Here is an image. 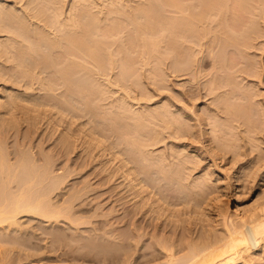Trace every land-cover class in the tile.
<instances>
[{"label":"rangeland","instance_id":"obj_1","mask_svg":"<svg viewBox=\"0 0 264 264\" xmlns=\"http://www.w3.org/2000/svg\"><path fill=\"white\" fill-rule=\"evenodd\" d=\"M60 1L64 23L75 11L100 20L82 73L63 77L62 53L24 55L0 24V150L18 173L0 174V193L25 191L39 169L53 183L26 188L59 213L1 223L0 264H158L169 247L181 257L225 236L219 204L264 203V0ZM0 6L30 30L55 22L47 0ZM253 257L234 264H264V250Z\"/></svg>","mask_w":264,"mask_h":264},{"label":"bare ground","instance_id":"obj_2","mask_svg":"<svg viewBox=\"0 0 264 264\" xmlns=\"http://www.w3.org/2000/svg\"><path fill=\"white\" fill-rule=\"evenodd\" d=\"M47 1H48L49 5L52 7L51 9L53 10V17L55 19V22L53 24H44V26L47 29L40 28V29L30 30L29 24H26L27 22L24 21L23 17H21L23 15L20 14L21 15L20 16L18 12H16V13L10 12L8 10V8L5 9V8H3V6H0V24L1 23L2 24L10 23V24L14 25V27H15L14 30L16 31L15 35H17V37L15 39L18 40L17 42L20 41V44L24 49L23 50L24 55H26V48H30L32 51H34L33 54H35L36 57H40L41 59L43 58L45 61H50L51 60L50 58H54V56L57 53H62V54H64V61L61 63L60 67L57 69L62 74V76L66 77L70 73V71H72L74 69L78 70L79 73H82V71H84L86 59L89 57H94L100 48L101 39H102V34H101L100 26H99L100 20L91 19V17L88 18V15L84 14L85 11L84 12L75 11L74 14L72 13L73 15L71 16L70 20L64 23L60 19L61 15H62L61 14V12H62L61 11V9H62L61 8V4H62L61 1L60 0H47ZM80 1H83V0H80ZM155 1H159V0H155ZM168 1H170V2H168V5L171 8H176V9L179 8L174 0H168ZM84 2H85V0H84ZM116 2L117 1L113 2L112 4L116 5ZM118 5H120V4H118ZM83 8H84V10L87 9L86 6H84ZM145 10H146V12H143V14H149L150 10L147 8ZM80 11H82V10H80ZM144 23L145 24H155L156 19L154 18V20H153L152 17H148L146 22H144ZM86 24H95V25L91 29ZM110 24H115V22H112ZM31 40H33L32 41L33 43H31ZM0 44H2V43H0ZM0 46H2V45H0ZM3 48H4V50L2 52L0 50V52L2 54H4L6 47H3ZM3 48H0V49H3ZM19 51L22 52V50H19ZM46 69L47 68H45V70ZM66 85H67L66 87H68V83H66ZM249 122L251 123V119L249 120ZM156 124H155V126L157 128L158 125H156ZM138 137L139 136H137V138ZM136 143L139 144L138 142H136ZM145 156L146 155L142 156L143 157L142 159L144 161H146L148 159L147 158L148 156H146V157ZM7 158H6V155L4 154V152L2 150H0V174H3L4 172L11 170L13 172L12 173H11V171H10V173L8 172V175L11 176V174H12L11 178L15 179L13 177V173H14V171L16 173L17 170H16V168L14 169L11 167L12 164L9 166L7 165V161H9V160H7ZM23 158L24 157H22V159ZM147 161L145 163H147ZM19 162L21 163V159H20V161H18V163ZM26 162H27L26 160L25 161L22 160V164H24V163L26 164ZM9 164H10V162H9ZM15 165L18 166L17 164H15ZM27 165L29 166V164H26V166ZM22 166H24V165H22ZM28 166L26 169H28ZM9 168H12L13 170L12 169L8 170ZM18 168L20 169V167H18ZM23 168H25V167H23ZM122 168H124L123 165H122ZM19 169H18V171H21V173H22V170H19ZM43 170L46 172L45 169H43ZM32 171H34L32 173H36V175H39L40 173H41V175L37 176L38 178H36V175H34V174H33L34 175L33 177H32V175L30 177L29 173L31 171H29V173L26 172V173H28V177H30V178H26L29 181H26L23 179V184L27 183V185H28V183H29L28 186L25 185V191H23V187H24L23 184H20L19 188H21L23 186L20 189L21 191L18 190L19 192L17 191L18 193L17 192L15 193L16 196L12 195L13 197L11 196L12 198H10V199L6 196V194H5L6 192L0 193V224L3 222L11 221V223L13 222V225L16 226L17 225L16 224L17 223L16 222L17 217L21 214L24 215L26 213L32 214V215L34 214V216L36 215V216L41 217L43 219L47 218V220H49V221L52 220L51 218L58 217V215H59V213L57 212L58 208H56L57 211L53 210L54 208L51 210V208H50L51 205H49L50 202H45V198L44 199L41 198L43 196V194L39 195L40 196L39 198H38V196H36L37 198H35V196L32 195V193H31L32 191L31 190L29 191L28 188H26V186L31 187L30 183L36 184V185H38L37 183H39L40 185H42L44 183V181H46L45 184L47 185V183H48L47 179H49L52 183H53V179L51 177L47 178V179L44 177L45 178V180H44L43 179L44 174L42 173L43 171H39V169L36 171H35V169H33ZM138 171L137 170L134 171V175L136 172L135 176H137ZM37 172L38 173L40 172V173L37 174ZM47 172L49 173L48 168H47ZM128 172H129V170H128ZM125 173H127V172H125ZM138 173H140V172H138ZM17 174L18 173H16V175ZM132 174H133V172L131 171V175ZM140 174H143V173H140ZM140 174H138V176H140ZM16 175H14V176H16ZM131 175H130V177H132ZM10 176L8 177L7 174L5 175V177H8L6 179H9ZM45 176L48 177L49 175L46 174ZM40 177H42V178H40ZM4 178L2 180L5 181ZM11 178H10V181L12 180V182H13V179H11ZM39 178L42 179L41 182L39 181V182L35 183L37 181V179H39ZM65 178L64 179L62 178V181L63 180L65 181ZM134 178H137V177H134ZM134 178H131V179H134ZM128 179H129V177H128ZM139 180H137V181L140 183L145 181V179L143 181H141V180L139 181ZM10 181H9V183H10ZM5 182H7V180ZM135 182L136 181H133L134 184L132 183L134 185V187H135V184H136V186L139 185V183H135ZM61 183H63V182H61ZM143 183L145 184V182H143ZM6 184H5V186H7ZM144 184H143V187H144ZM1 186H3V185H1ZM5 186H3L4 191L6 189V188H4ZM52 186L54 187L55 185L53 184ZM3 190H2V192H3ZM26 190L29 191L31 194L28 193ZM54 190H55V188L53 189V191ZM32 196H34V197L32 198ZM45 196L47 197V195H44L43 197H45ZM41 199H43V200H41ZM225 201H223V202H225ZM219 205H221L220 208H219V206H217L219 209L216 208L217 209L216 212L218 211V214H217L218 216L216 215L215 218H217V217H219V219L222 218L221 221H222L223 226H224L223 228L225 230V232H224L225 236L223 235V237H220V236H222V235H220V236H218L220 238H218L216 235L215 241L211 237H206L205 240H207L209 238H211L212 240L204 241L203 243L199 242L198 244H196L197 242L196 243L193 242V244L192 243L189 244V246L191 247L190 250L191 249L192 250L189 251L188 253L184 254L181 257H177L172 252L173 248L171 247L172 248V250H171V248L167 245L169 247L168 251H167L168 253H166L167 257L165 256L167 259L164 258L166 261L165 262L161 261V263L159 261L158 264H234V262L236 260H238V259L240 260V257H243V259H244V257H248V258L252 259L251 257H253L254 252H256L258 250H264V203L261 204L260 206L254 205L252 207H244L241 204H238L237 206L234 207V205H232L230 201H227L226 205H223V204H219ZM54 207H56V206H54ZM221 207H222V209H223V207H225L226 211L224 209H223L224 212L220 211ZM54 211L56 212L55 213L56 215L58 213L57 216H55V214L52 215ZM54 219L57 220V218H54ZM219 222H217V223H219ZM202 240H204V239H202ZM161 244L163 246V247L161 246L162 248H166V246H164L163 243H161ZM194 244H195V246H194ZM191 245H193L194 247H192ZM181 251L183 252V250H181ZM155 257L156 256H154V258ZM237 257H239V258H237ZM150 258H148L146 261L144 260L143 262L140 260H137L135 262V264H157L156 262H158V261L154 262ZM156 258H158V257H156ZM248 258H245V259H248ZM258 259H260V258H258ZM157 260H159V259H157ZM249 260H246V261H249ZM255 261H256V259H255ZM257 262H258V260H257ZM41 264H44V263H41ZM124 264H131V263H124ZM242 264H245V263H242Z\"/></svg>","mask_w":264,"mask_h":264}]
</instances>
